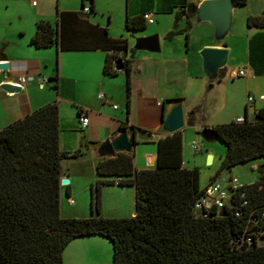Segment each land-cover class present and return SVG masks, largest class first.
I'll return each instance as SVG.
<instances>
[{
    "label": "crops",
    "instance_id": "1",
    "mask_svg": "<svg viewBox=\"0 0 264 264\" xmlns=\"http://www.w3.org/2000/svg\"><path fill=\"white\" fill-rule=\"evenodd\" d=\"M33 1L34 5L27 0H0V46H3L5 56L0 61L7 64V70L0 71V83L13 82L17 77L25 79L18 91L0 89V129L46 103L56 102L57 144L64 155L59 160V180H67L66 184H59L58 208L61 217L90 216V187L101 179L95 173V163L107 158L100 155L97 149L104 139H111L119 133V123L126 126L128 135L131 127L136 128L135 135L143 131L152 133L151 140L132 145L130 153L135 170L153 168L156 141L164 135L155 132L160 127L161 118L176 102L181 104L183 121L187 112L196 108L193 125L186 128L184 121L183 128L179 130L181 165L191 168L196 166L186 165L183 147L186 142L189 146V142L194 140L191 135L196 128L227 123L238 116L252 121L255 111L264 107V28L245 25L247 16L261 13L264 0L234 4L229 28L219 38H215L214 27L207 21H204L207 25L192 31L195 30L192 24L200 25L202 20L194 15H184V3L197 6L202 0H104L108 13L106 23L94 18L98 0ZM111 1L117 7L119 4L117 17L121 19V32H114L109 26ZM88 4L92 6V14L81 11V6ZM181 9L176 29H181L186 20L191 26L186 35L176 33L166 40L164 35L172 28L173 13ZM61 12L68 15L58 21ZM144 13H150L153 20L149 32H142L144 28H124L125 18ZM39 20L48 21L51 25L60 24V45L35 48L29 44L35 23ZM191 31L192 44L189 42ZM152 34L157 36V52L140 50L143 53L139 55L130 52L132 40L134 43L137 37ZM122 39L126 42V50L116 53V56L128 60V74L123 69L115 70L113 76L103 74L105 55L111 54L112 44ZM221 45L226 50L223 71L208 79L201 71L198 52L203 47ZM236 47L241 51L238 56L234 55ZM238 71L242 74L238 75ZM208 89L215 91L210 95ZM99 93L105 98L99 99ZM248 96L251 101H247ZM77 108L87 117L84 127L79 126ZM76 150L77 155L73 156ZM207 155L212 162V154L206 152ZM256 160L261 165V160ZM260 165L250 166L249 176L242 177L240 182L257 180L264 174V167ZM134 199L132 185L119 186L116 182L101 185L98 215L104 218L133 216ZM96 245L107 248L110 254V244L101 236L73 238L62 251V263L71 264L66 256L69 249L71 255H81L75 264H96L93 252ZM103 262L99 260L98 264Z\"/></svg>",
    "mask_w": 264,
    "mask_h": 264
},
{
    "label": "trees",
    "instance_id": "2",
    "mask_svg": "<svg viewBox=\"0 0 264 264\" xmlns=\"http://www.w3.org/2000/svg\"><path fill=\"white\" fill-rule=\"evenodd\" d=\"M233 1L243 5L246 0ZM183 6L185 17L195 13L193 3ZM86 7L84 13L92 14V6ZM181 12L182 9L173 13L172 28L164 35L166 40L176 33L186 35L190 28L191 23L186 20L181 29H176ZM64 15L68 13H59L58 21ZM141 16L125 18L124 28H144ZM59 25L37 21L29 44L35 48L60 45ZM245 25L264 28V4L260 14L246 17ZM111 50L102 65L103 74L108 76L116 74L112 62L118 58L116 53L126 50L125 40L114 42ZM4 57L1 45L0 59ZM120 59L128 74V60ZM125 95L127 105V86ZM195 111L192 108L187 112L186 126L193 125ZM131 128L130 135L136 129ZM202 128H196L195 133ZM210 128L225 147L218 170L256 159L264 167V107L255 111L252 121L243 117L241 122L233 120ZM125 129L123 123L118 124L119 132ZM57 139L55 101L0 129V264H63L62 251L67 243L89 235L108 240L110 264H264V244L256 243L255 234L248 244L235 243L246 224L248 208L264 202V186L256 189V183L251 185L245 196L246 205L236 208L232 203L231 207H223L222 215L213 209L194 212L192 203L201 192L198 169L181 165L179 130L157 139L153 168L135 170L130 152L99 159L95 173L101 179L90 187V216L86 218L59 215V160L64 155L58 149ZM257 180L264 182V174ZM113 182L134 187L133 216L98 215L100 186ZM234 210L239 216H234Z\"/></svg>",
    "mask_w": 264,
    "mask_h": 264
},
{
    "label": "water",
    "instance_id": "3",
    "mask_svg": "<svg viewBox=\"0 0 264 264\" xmlns=\"http://www.w3.org/2000/svg\"><path fill=\"white\" fill-rule=\"evenodd\" d=\"M233 0H202L197 6L195 17L202 21H207L214 27V36L219 38L220 35L225 34L229 28L231 9L234 5ZM219 40V39H218ZM217 42V41H216ZM133 48L138 50H146L149 52L158 51V41L155 34L137 37L134 40ZM201 59V70L208 79H213L217 75L221 74L224 68L226 60V50L221 46L217 47H203L198 52ZM114 70H121L122 63L120 58H116L112 62ZM7 70V64L0 61V71ZM0 89L6 92H14L20 89L19 86L12 85L10 81L1 82ZM183 114L181 110V104L176 102L169 112L161 118V124L159 132L162 134L172 133L183 128ZM203 138L213 137V132L210 127H204L198 133ZM153 137L152 133L141 132L139 134L128 135L125 130L120 131L115 137L111 139H104L99 145L97 152L105 157H112L115 153L131 152V146L134 141H149ZM210 156H206V162H210ZM67 180L61 178L59 184H66ZM217 215H222L218 212Z\"/></svg>",
    "mask_w": 264,
    "mask_h": 264
},
{
    "label": "built area",
    "instance_id": "4",
    "mask_svg": "<svg viewBox=\"0 0 264 264\" xmlns=\"http://www.w3.org/2000/svg\"><path fill=\"white\" fill-rule=\"evenodd\" d=\"M27 1H30L31 5L35 4L33 0ZM82 12H87L86 6L82 8ZM141 17L147 24H151L153 22L150 13H144ZM237 74L241 75L242 71H238ZM10 83L21 87L25 83V79L23 77H17L15 81ZM97 97L99 99L105 98L102 93H99ZM251 100L252 98L248 96L247 101ZM111 107L115 108V105H112ZM242 120V116L234 118L235 122H241ZM78 123L80 127H84L87 124V117L85 113L78 114ZM189 148L192 152L200 151L199 145L194 140L189 142ZM222 180L223 182L221 183L215 180V178H212L204 188H201L200 194L192 203V210L194 212L209 211L213 209L216 213H218L223 209V207H231L232 203L236 205V208L244 206L248 202L245 196L249 193V187H251L254 183H256V189H261L264 186L263 181L255 180L248 183H242L234 176L222 177ZM68 203L71 204L72 201L69 200ZM258 205L259 206L257 207L253 206L248 208V211L246 212V224L240 234V237L235 239L236 245L250 243L252 241V234L256 235L255 241L257 244H264V202ZM233 214L234 216H239L240 213L237 210H234Z\"/></svg>",
    "mask_w": 264,
    "mask_h": 264
},
{
    "label": "rangeland",
    "instance_id": "5",
    "mask_svg": "<svg viewBox=\"0 0 264 264\" xmlns=\"http://www.w3.org/2000/svg\"><path fill=\"white\" fill-rule=\"evenodd\" d=\"M107 6V2H105L104 0H98L97 2V8L95 10L96 14L94 15L95 19H98L99 21L106 23L108 20V13L105 11ZM109 8L111 9V21H110V29L114 32H121L122 31V25H121V19L118 16L117 17V10L119 11V4L117 7V4L113 1H111ZM109 10V9H108ZM207 22H200V25L198 24H192V26L194 27L192 31H196L197 29H201V27H203L202 25H207L205 24ZM210 25V24H208ZM152 25L150 24H145V27L143 29L142 32H149L150 28ZM192 31L189 33V42L192 44L193 41V37H192ZM141 32V31H140ZM138 34V33H137ZM177 35L174 34L172 36V38ZM184 39V38H183ZM188 42V39H187ZM182 44H184V42H181ZM133 40L130 43V49L132 53L135 54H140L143 53L142 51L133 48ZM198 52V51H197ZM241 53V51L239 50V47H236V49L234 50V55L238 56ZM202 71V70H201ZM207 86V84H206ZM210 95H212L214 93V89H208L207 90ZM186 126V125H185ZM187 128V126H186ZM185 128V129H186ZM192 139H194V141L199 145L200 147V151L199 152H192V150L189 148L188 143L186 142L184 144L183 147V156L185 159H187L186 165L187 166H196V168L198 169V186L199 188H204L210 181L212 178H215V180L219 181V182H223L222 177H228V176H234L236 177L239 181L242 180V177H248L249 173H250V166L252 165H256L259 164L260 165V161L259 160H253L250 162H247L246 164H237L232 166L230 169H220L219 165H220V160L224 154L225 151V147L222 144L221 141H219L217 138L210 137V138H203L201 137L198 133H193L191 135ZM206 152H210L213 156V161L211 162H206ZM217 172V174H216ZM255 173V171H253ZM94 255L96 256V264L99 263V260L104 261V264H110V256H111V252L110 254L108 253V249L101 247V246H97L96 248L93 250ZM67 253V257L70 259V263L71 264H75V261H79L81 258L80 253H75L74 255H71L69 249L66 251ZM77 256V257H76Z\"/></svg>",
    "mask_w": 264,
    "mask_h": 264
}]
</instances>
